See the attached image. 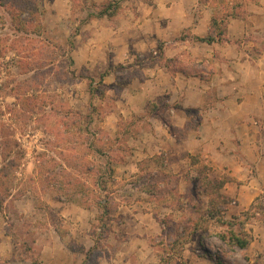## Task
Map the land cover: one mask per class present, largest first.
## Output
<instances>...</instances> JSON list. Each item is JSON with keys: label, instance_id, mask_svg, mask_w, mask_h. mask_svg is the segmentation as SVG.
<instances>
[{"label": "rangeland", "instance_id": "374dc122", "mask_svg": "<svg viewBox=\"0 0 264 264\" xmlns=\"http://www.w3.org/2000/svg\"><path fill=\"white\" fill-rule=\"evenodd\" d=\"M254 1L0 0V264H264V185L246 207L198 141L232 95L210 86L236 80L232 52L249 70L264 56V28L227 33ZM168 74L190 80L189 102L208 83L205 107L169 104ZM130 92L142 108L123 117ZM165 131L176 143L152 139Z\"/></svg>", "mask_w": 264, "mask_h": 264}, {"label": "crops", "instance_id": "0c3cea01", "mask_svg": "<svg viewBox=\"0 0 264 264\" xmlns=\"http://www.w3.org/2000/svg\"><path fill=\"white\" fill-rule=\"evenodd\" d=\"M247 9L248 12L245 18L230 17L229 23L227 24V33L230 27L236 22L242 23V25L244 23L247 28L252 30H254V28H264V0H257L249 3ZM204 20L206 23L208 22L206 18H198V22L201 24H204ZM200 26L202 25L195 23L193 31L196 32L201 28ZM185 27V23H183L181 29L184 31ZM237 51L238 52H232V54L235 53L233 64L236 65V73L232 72V74L236 76V80H234V78L222 79L223 76L220 75V77H218L215 75V79L217 78V80L210 84V86L215 89V92L218 93L219 88L224 87V83H228L232 95L228 94L231 97L219 104V107H221L220 109L223 111L215 113L211 116L214 118L208 122V126L211 127L214 132L213 138L208 139L206 136H202L201 140L198 141L201 143V149L199 150L201 153L204 151L206 145L211 147L212 156L207 159V164L213 168L218 167L224 169V171L229 173L234 179L233 186H235V189L236 186L239 188L238 194H242V196L247 194V199L249 201L246 207H248L259 196L264 185V132L258 127V124L264 118V56L261 59H257L258 61L255 65L251 63V69L249 70L247 65H245L246 61H240L242 59L240 55L247 54L240 51V49ZM227 55H229V52L224 54V56ZM210 57V55H206L207 59ZM118 59L112 57L114 63L121 62L129 64L132 61V56L125 52L123 56ZM112 60L109 62H113ZM148 75L149 74H146L145 76L146 81L153 77L152 74ZM168 77L169 78L166 79L170 80V84H166V88L170 90L169 104H172L174 100H178V105L181 104L185 108L190 106V102L193 103L192 107L199 109L205 107L207 98H205L204 94L206 93L207 87H209L208 83L207 87H205V83L192 84V88L197 87L201 96H199L195 102H189L190 99L188 95L191 88L190 80H186L185 78L180 79L177 75L174 76L172 74H168ZM153 79H158V77L155 76ZM157 84L163 85L162 79H159ZM219 94L221 95L220 92ZM136 95L137 93L133 92L125 95L126 101H124V104L121 103L119 110V114L123 117H125L127 113L131 114L139 110V108H142L139 107L140 105L137 102L138 98ZM146 95L144 103L152 100L149 93ZM181 97H183V99ZM217 97L220 96L218 95ZM174 110L178 109H173V111ZM110 115H113V113ZM167 117L172 120V123L175 122L177 125H183L187 118L184 113L182 116H177V114L174 115V113L172 116L167 114ZM159 129H162V127ZM222 129H224V131L227 129L230 134L233 135L232 140H229L220 133ZM163 133L166 135L165 139L158 138L156 132L154 135H151L152 139L160 143H167L168 141L176 143L172 135L167 134L166 131ZM164 148L163 146L162 150H164ZM187 151H191L189 146ZM233 186L228 188L226 191L227 194L230 190H235ZM237 199L240 200V197L238 196ZM135 216V219L138 221L139 215L136 214ZM144 229L147 230L148 228L144 227ZM56 237L59 240L63 239L58 235ZM67 261L65 262L67 263ZM72 262L73 258L69 260L70 264ZM56 263L61 264V259H56L55 257L53 264Z\"/></svg>", "mask_w": 264, "mask_h": 264}, {"label": "trees", "instance_id": "16d2710c", "mask_svg": "<svg viewBox=\"0 0 264 264\" xmlns=\"http://www.w3.org/2000/svg\"><path fill=\"white\" fill-rule=\"evenodd\" d=\"M113 3H114V11L112 13L109 14L108 10H109L110 7L113 8V6L107 5V7H105L99 13V15L112 16L116 12V9L119 8V3L117 1H115ZM231 16L234 17L232 14H231ZM199 41L200 42H204L206 44L213 43V39L212 38H201V39H199ZM8 154H6L5 157H7ZM0 156H2V154H0ZM226 240H227L228 244L233 245L234 247L236 246V247H238L240 249H245L248 246V241L244 240V239H241L238 236L231 235L230 238H227V239L223 237V241L225 242ZM215 264H222V262H221V260L219 258H217L216 261H215Z\"/></svg>", "mask_w": 264, "mask_h": 264}]
</instances>
